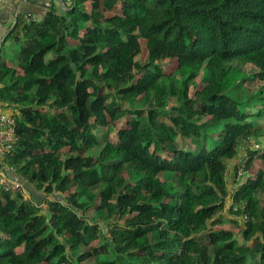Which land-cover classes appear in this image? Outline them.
I'll use <instances>...</instances> for the list:
<instances>
[{"label": "trees", "instance_id": "16d2710c", "mask_svg": "<svg viewBox=\"0 0 264 264\" xmlns=\"http://www.w3.org/2000/svg\"><path fill=\"white\" fill-rule=\"evenodd\" d=\"M60 3L0 51V264H264V0Z\"/></svg>", "mask_w": 264, "mask_h": 264}, {"label": "crops", "instance_id": "0c3cea01", "mask_svg": "<svg viewBox=\"0 0 264 264\" xmlns=\"http://www.w3.org/2000/svg\"><path fill=\"white\" fill-rule=\"evenodd\" d=\"M60 2H61L60 0H32V1L31 0H2L0 2V51L3 54L4 60L9 65L16 66L18 64L17 54H16L17 52L15 53L14 57L8 54L9 55L8 58H6L4 54L6 46L10 44V38L7 39V41H5V38L14 29L16 23L18 21L24 22L26 20L27 15H30L32 17L34 16L37 21L41 20L48 14L49 10L52 7L57 9L58 11L60 10L62 11L63 9L60 8L61 6ZM22 36L23 34L20 32V38H21L20 41H23V44H24V38ZM1 87L2 86L0 85V88ZM0 112L11 115L12 109L0 103ZM14 112L17 113L16 111ZM231 167H233L232 162L228 163L227 168L229 170V173L227 176L230 175ZM14 174L15 175L13 176H20L15 172ZM240 179L236 180L237 183L233 184V186L231 187L232 190L236 189L238 185H240ZM27 185L28 183H25V189L27 188ZM28 188H30V186H28ZM31 191L33 192V189ZM227 201L225 202V207H226V204H228V211H229L231 208V203H230V200H227ZM225 207L222 211V215L226 217V215H224L226 214Z\"/></svg>", "mask_w": 264, "mask_h": 264}, {"label": "built area", "instance_id": "2783aa9c", "mask_svg": "<svg viewBox=\"0 0 264 264\" xmlns=\"http://www.w3.org/2000/svg\"><path fill=\"white\" fill-rule=\"evenodd\" d=\"M2 0H0L1 2ZM62 2H69L70 0H60ZM35 17L27 15L26 22L30 23L35 21ZM15 122L11 115L0 112V189L4 192L16 194L19 193L23 196L24 200H29L30 197L25 189V183L27 181L21 176H13L14 169L4 164V161L13 150V144L15 142ZM255 150H259L260 147L254 144H250ZM229 170L227 168V175ZM243 177L242 166L237 167L236 179L239 180ZM233 212H237L236 208H231ZM241 221L246 220V216L240 217Z\"/></svg>", "mask_w": 264, "mask_h": 264}, {"label": "rangeland", "instance_id": "374dc122", "mask_svg": "<svg viewBox=\"0 0 264 264\" xmlns=\"http://www.w3.org/2000/svg\"><path fill=\"white\" fill-rule=\"evenodd\" d=\"M140 47H141V50H142V61L145 62L146 60V43L145 41L143 40H140ZM23 45V41H20L18 43H13L10 41V44L8 46H6V49H5V57L8 58L9 55H12L13 57L15 56V53L18 51V49ZM171 66V64L169 65ZM245 70L248 74H252L254 73L256 70L252 67V66H247L245 67ZM261 84H259L258 82H248L246 83L245 87L243 88V91L245 92V94L247 96L251 95V94H254L256 93L257 91H259L261 89ZM244 98V96H243ZM122 124H123V121H122ZM120 124H113V134H112V139H115V133L117 132V129L119 128ZM250 144H254V145H257L260 147V149H264V133L261 134V136H259L258 138H253L251 141H250ZM250 146V145H249ZM251 147V146H250ZM253 147V146H252ZM251 147V148H252ZM242 156V154L240 155ZM259 169V167H256L255 170H254V174H256V171ZM244 177H242L240 179V183L242 181H244ZM232 181V179L230 180ZM228 202V201H227ZM263 205H264V202H263ZM44 209H46V207L44 206ZM226 219H231L233 218L232 215L230 214V216L228 215L229 211H228V204H226ZM222 227L224 228H229V226L227 224L223 225Z\"/></svg>", "mask_w": 264, "mask_h": 264}]
</instances>
